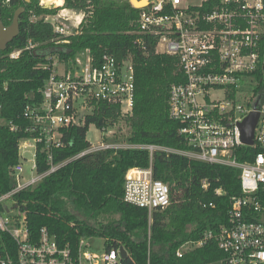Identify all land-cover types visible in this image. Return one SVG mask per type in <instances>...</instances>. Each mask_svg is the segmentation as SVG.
<instances>
[{
    "label": "built area",
    "instance_id": "2783aa9c",
    "mask_svg": "<svg viewBox=\"0 0 264 264\" xmlns=\"http://www.w3.org/2000/svg\"><path fill=\"white\" fill-rule=\"evenodd\" d=\"M145 3L136 8L140 10L136 45L141 48V37L145 36L154 43L157 53L178 58L183 81L169 88L168 117L180 125L178 135L186 150L133 145L128 148H145L150 153L164 151L239 171L240 192L229 197L225 224L215 231L203 232L197 240L183 242L175 255L181 258L214 242L224 254L221 264H264V97L260 99L255 93L264 37V0H206L195 7L183 6L181 0ZM39 5L44 4L40 1ZM64 17L62 9L43 20L58 37H69V28L62 23ZM82 19L83 15L76 18L78 27ZM32 47L29 42L24 50ZM21 52L13 51L10 59H17ZM49 61L39 67L49 70L38 90L40 101L26 103L24 107L23 116L28 124L23 128L26 136L18 142V161L11 170L12 189L0 196V232L7 234L15 246V257L6 254L0 258V264H123L120 248L107 251L105 241L101 250L94 251L87 245L92 238L81 239L72 247L60 244L46 227L31 234L25 211L12 201L16 194L35 187L73 160L118 149L116 144L101 142L65 161H54V151L64 147V132L83 127L97 105L116 106L123 116L133 106L132 57L118 61L103 55L97 63L84 50L67 64L55 57ZM253 112L258 119L249 146L242 142L240 124ZM9 129L18 130L11 124ZM110 129L98 130L102 138L113 139L115 132ZM245 148H257L259 152L251 160L239 162L238 152ZM38 153L43 154V171L38 170ZM210 183L208 179L201 180V189L206 192ZM223 194L222 187L214 189L215 196ZM7 201H12L11 205L6 206ZM123 201L147 210L150 224L154 212L169 206V188L153 177L151 166L132 167L124 175ZM208 206L214 207L212 203Z\"/></svg>",
    "mask_w": 264,
    "mask_h": 264
},
{
    "label": "trees",
    "instance_id": "16d2710c",
    "mask_svg": "<svg viewBox=\"0 0 264 264\" xmlns=\"http://www.w3.org/2000/svg\"><path fill=\"white\" fill-rule=\"evenodd\" d=\"M18 9H23L18 17V34L0 51V196L12 189L11 170L18 161V142L26 136L23 128L28 124L23 116L24 107L26 103L40 101L38 90L49 70L39 67L49 64L52 56L64 64L84 50L97 63L103 55L118 61L130 56L135 71L130 113L121 117L118 107L97 105L83 127L64 132V147L54 151L55 162L72 158L89 147L85 140L89 125L110 129L121 121L129 128L126 137L129 145L186 150L178 135L180 125L168 117L169 88L183 81L178 58L157 53L154 43L145 36L141 37L142 47L136 45L140 10L129 0H64L62 9L79 11L83 19L79 30L63 39V43L43 20L61 9L39 5L38 0L29 3L0 0V22L4 27L12 24ZM29 42L33 47L24 50ZM15 50L22 52L17 59H10ZM259 56L255 93L262 99L264 37ZM10 124L18 130L11 131ZM258 152L257 148L242 149L237 160H251ZM37 161L39 171L46 169L43 154L38 153ZM149 166L153 177L168 186L170 197L169 206L154 212L150 224L147 210L123 201L126 171ZM238 176V170L164 151L109 149L67 163L35 187L16 194L12 201L25 211L31 234L36 235L41 227H46L60 244L72 247L81 239L99 237L105 241L107 251L125 249L127 258L123 264H147L148 253V264H221L224 254L214 242L181 258L176 257L175 251L183 242L197 240L203 232L215 231L225 224L229 197L240 192ZM203 179L211 182L206 192L200 187ZM217 187H222L225 194L215 196ZM12 201L5 205H11ZM0 212H3L1 207ZM6 254L14 258L15 246L7 234L0 232V258Z\"/></svg>",
    "mask_w": 264,
    "mask_h": 264
},
{
    "label": "rangeland",
    "instance_id": "374dc122",
    "mask_svg": "<svg viewBox=\"0 0 264 264\" xmlns=\"http://www.w3.org/2000/svg\"><path fill=\"white\" fill-rule=\"evenodd\" d=\"M40 1L43 4H45V2H46V0H38V2H40ZM203 1H206V0H181V4L183 6L188 5V6L195 7L199 4H201ZM51 3H56V2H51ZM63 4H64V0H60L59 2H57L56 6L54 4L53 5H54V7H58L59 9L62 10ZM145 4L146 3L144 2L143 4L137 5V7H142ZM64 10H65V17L63 18L62 23H64L65 25L68 26V28H69L68 29V32H69L68 36L69 35L71 36V35H74V33L76 31L79 30L77 28L78 26L76 25V18L81 17L83 14L79 11H75V10H71V9H64ZM57 13H60V10ZM66 37L67 36H61L58 38L66 39ZM262 62L264 65V57H263ZM121 117H123V116L121 115ZM118 128H119V130H118ZM110 130L115 132V136H114L115 138H113V139H108L106 137L102 138V135L99 132L98 128L94 124H91V125H89L88 130L86 132L85 140L91 146H96V145L100 144L101 142H105V143L116 144L118 149L130 147L129 144H127V142H126V137L128 135L129 128L127 127V125L124 121H121L119 125L111 128ZM28 157H29V155H28ZM24 166H25L24 167V169H25L24 174L27 175L28 174V167L25 163H24ZM103 244H104V240L102 238H99V237H94V238L87 241V245L90 247V249H92L94 251L101 250L103 248Z\"/></svg>",
    "mask_w": 264,
    "mask_h": 264
},
{
    "label": "water",
    "instance_id": "95a60500",
    "mask_svg": "<svg viewBox=\"0 0 264 264\" xmlns=\"http://www.w3.org/2000/svg\"><path fill=\"white\" fill-rule=\"evenodd\" d=\"M24 2L29 3L30 0H24ZM129 2L134 8H141L137 7V5L143 4L142 1L137 0H129ZM44 5H49V1H46ZM22 12L23 9H18L15 12L12 24L7 28L4 27L0 22V51H3L6 47V44L17 36L19 31L18 17ZM257 119L258 114L253 112L240 124L241 139L245 145L250 146L253 143L252 138ZM120 257L122 261L127 258V253L123 248H120Z\"/></svg>",
    "mask_w": 264,
    "mask_h": 264
},
{
    "label": "bare ground",
    "instance_id": "6f19581e",
    "mask_svg": "<svg viewBox=\"0 0 264 264\" xmlns=\"http://www.w3.org/2000/svg\"><path fill=\"white\" fill-rule=\"evenodd\" d=\"M46 1H49V4L51 3V2H56V3H53V4H57V2H59L60 0H46ZM142 1V3H144L145 2V0H141Z\"/></svg>",
    "mask_w": 264,
    "mask_h": 264
},
{
    "label": "crops",
    "instance_id": "0c3cea01",
    "mask_svg": "<svg viewBox=\"0 0 264 264\" xmlns=\"http://www.w3.org/2000/svg\"><path fill=\"white\" fill-rule=\"evenodd\" d=\"M130 146V145H129Z\"/></svg>",
    "mask_w": 264,
    "mask_h": 264
}]
</instances>
